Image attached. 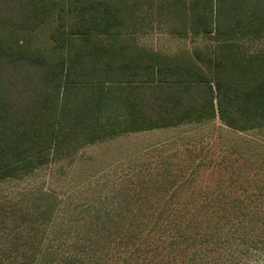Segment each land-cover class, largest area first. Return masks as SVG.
I'll use <instances>...</instances> for the list:
<instances>
[{"label": "trees", "instance_id": "obj_1", "mask_svg": "<svg viewBox=\"0 0 264 264\" xmlns=\"http://www.w3.org/2000/svg\"><path fill=\"white\" fill-rule=\"evenodd\" d=\"M155 21L205 47L140 45ZM208 123L264 132V0H0V182L122 133ZM245 157L143 172L73 242H58L53 190L1 199L0 264H264V168Z\"/></svg>", "mask_w": 264, "mask_h": 264}, {"label": "rangeland", "instance_id": "obj_2", "mask_svg": "<svg viewBox=\"0 0 264 264\" xmlns=\"http://www.w3.org/2000/svg\"><path fill=\"white\" fill-rule=\"evenodd\" d=\"M153 26L140 34V45L148 49L173 54L204 46L200 40L176 38L166 25L157 21ZM217 133L223 135L219 140L215 139ZM201 139L200 145L194 146ZM237 149L245 153L251 168H264V132L232 135L230 130L218 127V123H208L200 127L181 125L122 133L79 149L28 176L0 182V200H17L24 193L53 190L62 199L56 220L61 233L58 242H73L76 230L82 229L94 210L116 205L143 172L160 168L190 172L198 156L206 154L221 160L224 153ZM160 159L170 164L163 166Z\"/></svg>", "mask_w": 264, "mask_h": 264}]
</instances>
